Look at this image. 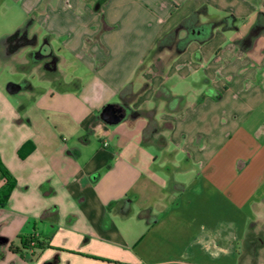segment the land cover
Returning <instances> with one entry per match:
<instances>
[{
    "label": "crops",
    "instance_id": "0c3cea01",
    "mask_svg": "<svg viewBox=\"0 0 264 264\" xmlns=\"http://www.w3.org/2000/svg\"><path fill=\"white\" fill-rule=\"evenodd\" d=\"M3 67L36 81L7 83ZM0 160L16 179L0 264H141L140 230L183 211L204 228L229 215L216 231L236 234L212 241L252 261L264 246V0H0Z\"/></svg>",
    "mask_w": 264,
    "mask_h": 264
},
{
    "label": "rangeland",
    "instance_id": "374dc122",
    "mask_svg": "<svg viewBox=\"0 0 264 264\" xmlns=\"http://www.w3.org/2000/svg\"><path fill=\"white\" fill-rule=\"evenodd\" d=\"M5 58H7L4 55ZM4 58V59H5ZM36 55H29L28 60L32 63L34 60V67L29 63L30 72L33 70L36 77L39 79L44 78V69L42 62L35 61ZM8 61V60H7ZM31 64V65H30ZM1 75L7 83L27 85L25 80L33 81L31 77L28 78L26 72L12 71L8 67H3ZM27 76V77H26ZM30 76V75H29ZM27 87V86H25ZM26 89V88H25ZM27 95L26 90H22L14 95L16 99H23ZM170 167L166 165L161 170L163 175L168 180L176 177L170 172ZM173 182L169 183L172 187ZM186 198H181L180 201L182 209L184 210ZM229 218L230 216H217L210 215L208 227L201 226L204 216L203 215H188L183 211L180 216L172 215L167 212L162 216V223L158 228L146 227L140 230L141 237L133 245L136 252L144 251V256L141 264H235L234 257L220 252L218 246L212 241L216 234H236L235 229L227 227L219 232L216 231V222L218 218ZM206 218V217H205ZM193 220V226H189L190 221ZM222 248H230V245L225 240L217 242ZM214 245V246H213ZM244 246V252L247 250ZM259 254L252 261L244 254L241 264H264V246H258ZM250 254V253H249ZM251 261V262H250Z\"/></svg>",
    "mask_w": 264,
    "mask_h": 264
},
{
    "label": "trees",
    "instance_id": "16d2710c",
    "mask_svg": "<svg viewBox=\"0 0 264 264\" xmlns=\"http://www.w3.org/2000/svg\"><path fill=\"white\" fill-rule=\"evenodd\" d=\"M186 26V24H184ZM174 33L168 34L163 40L162 45H167L174 39ZM187 41H184L186 43ZM33 150L32 143L25 144L19 151L21 159H25ZM16 186V179L0 160V208L8 205L10 194ZM23 247L31 249L43 250L49 247L48 241L38 238H29L23 240Z\"/></svg>",
    "mask_w": 264,
    "mask_h": 264
},
{
    "label": "water",
    "instance_id": "95a60500",
    "mask_svg": "<svg viewBox=\"0 0 264 264\" xmlns=\"http://www.w3.org/2000/svg\"><path fill=\"white\" fill-rule=\"evenodd\" d=\"M35 42H36V39H33V40L26 41L25 44H34ZM20 89L21 88L19 86L10 85L8 88V91L10 93H16ZM102 119L109 124H116L120 121L119 120L120 118L115 116L114 112L110 108H107L104 110V112L102 113Z\"/></svg>",
    "mask_w": 264,
    "mask_h": 264
}]
</instances>
